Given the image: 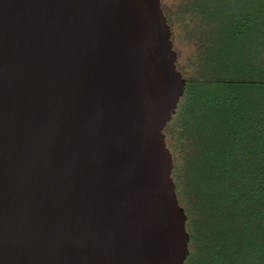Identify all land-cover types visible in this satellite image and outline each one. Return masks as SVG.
<instances>
[{"label": "water", "instance_id": "water-1", "mask_svg": "<svg viewBox=\"0 0 264 264\" xmlns=\"http://www.w3.org/2000/svg\"><path fill=\"white\" fill-rule=\"evenodd\" d=\"M177 63L161 0H0V264H186Z\"/></svg>", "mask_w": 264, "mask_h": 264}, {"label": "trees", "instance_id": "trees-1", "mask_svg": "<svg viewBox=\"0 0 264 264\" xmlns=\"http://www.w3.org/2000/svg\"><path fill=\"white\" fill-rule=\"evenodd\" d=\"M162 6L187 81L165 130L188 216L186 264H264V0ZM181 27L193 47L183 67Z\"/></svg>", "mask_w": 264, "mask_h": 264}, {"label": "rangeland", "instance_id": "rangeland-1", "mask_svg": "<svg viewBox=\"0 0 264 264\" xmlns=\"http://www.w3.org/2000/svg\"><path fill=\"white\" fill-rule=\"evenodd\" d=\"M181 0H162V3L170 9H175V6L179 4ZM177 37L178 39H176V45L178 47V51H180V55L182 56L181 61H180V65L183 67L186 64V56L189 53V50L192 51L193 47H191L190 45L187 44L186 40H185V29L184 28H179L177 30Z\"/></svg>", "mask_w": 264, "mask_h": 264}]
</instances>
